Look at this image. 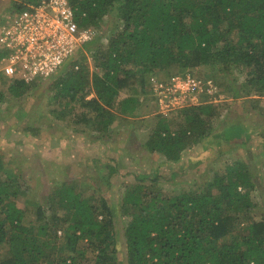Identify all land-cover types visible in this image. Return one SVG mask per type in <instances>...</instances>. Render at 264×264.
Here are the masks:
<instances>
[{
    "label": "trees",
    "instance_id": "trees-1",
    "mask_svg": "<svg viewBox=\"0 0 264 264\" xmlns=\"http://www.w3.org/2000/svg\"><path fill=\"white\" fill-rule=\"evenodd\" d=\"M12 2L13 10L21 11L38 0ZM69 3L78 26L95 29L97 36L49 78L25 84L0 74V82L7 83L0 97L33 102L38 98L34 91L46 89L51 92L47 104L54 108L49 114L59 120L69 118L66 122L72 130L75 125L90 124L93 133H100L95 140L102 141L117 118L114 110L132 116L142 103L137 94L116 103L120 92L135 87H140L142 93L150 90L149 78L165 81L174 76L195 77L191 70L208 66L223 76L234 71L240 78L241 70L246 68L248 92L264 94V0ZM203 78L217 86L216 96L223 91L215 77ZM243 94L241 86L232 89L233 98L248 97L250 93ZM150 96L157 110L156 99ZM29 101L25 109L6 119L4 133L40 137L39 127L22 124L32 105ZM219 108L203 96L199 104L172 110L167 118L157 113L144 144L146 152L159 154L168 166L178 163L185 150L211 136ZM214 136L246 150L251 149L254 139L264 144V132L249 134L235 122ZM5 168L0 156V172ZM262 171L264 180V163ZM260 172L253 161L236 160L210 181L170 196L156 188L173 180L174 170L162 174L153 166L150 173L133 174L118 210L95 195L97 203H89L83 193L77 192L76 180H64L53 190L58 193L57 201L49 199L52 213L47 215L38 205L31 215L33 220L26 223L23 217L29 208H18L17 201L26 200L30 194L29 182L20 175H0V264H81L76 258L83 257L86 249L93 254L92 264H264V189ZM255 192L258 204L251 200ZM258 205L263 215L250 221L247 214ZM59 229L66 231L63 240L57 236Z\"/></svg>",
    "mask_w": 264,
    "mask_h": 264
},
{
    "label": "rangeland",
    "instance_id": "rangeland-1",
    "mask_svg": "<svg viewBox=\"0 0 264 264\" xmlns=\"http://www.w3.org/2000/svg\"><path fill=\"white\" fill-rule=\"evenodd\" d=\"M12 4V0H0V18L13 10ZM107 20L108 17L103 21ZM102 42L106 44V39ZM237 67L240 70L243 68L242 66ZM191 71L198 78H203L205 75L215 77L223 85L220 89L223 91L211 100L213 104L220 106L219 118L212 122L209 132L211 136L204 137L194 147L185 150L181 154L180 161L170 166L165 164L162 156L156 153L148 154L144 148L159 114L158 106L157 110H154L148 89L143 93L139 91L140 87L120 92L116 103L130 94H137L142 103L132 116H122L123 114L118 110L113 109L117 118L106 132L108 137L103 136L102 141L95 140L100 133H93L90 124H78L75 125V130H72L66 122L69 118L59 120L55 115L49 114L54 108L47 104L51 92L46 89L42 92L36 89L35 98H38L33 102L26 98L12 100L6 95L0 97V156L4 158L6 166L0 175H9L12 178L20 175L23 180L29 182L31 192L25 197L29 202L17 201L18 208H29L23 217V222L33 220L31 215L38 205L46 211L47 215H50L52 211L48 209L49 199L57 201L58 193H53L55 185L71 179L78 182L77 192L83 193V198L89 203H97L95 196L103 197L108 203L115 205L118 210L121 195L126 185L132 181L133 174L150 173L153 166L157 167L159 173L162 174H168L170 169L174 170L173 180L166 181L156 188L170 196L190 191L198 184L210 181L216 173L224 171L227 165L236 160L254 162L255 167L261 171L259 173L260 183L261 189H264L262 179L264 144L261 140L254 139L251 142V149L246 150L239 147L237 143H229L219 136H214L228 129L233 122L239 123L249 134L252 131L264 132V94L255 96L248 92L244 79L248 73L246 68L241 70L243 76L240 75V78L234 71L223 76L210 66L199 67ZM233 79H236L237 83H232ZM242 84H245V87H242ZM240 86L243 95L250 93L249 96L233 98L232 89ZM6 89L7 83L0 82V94ZM28 101L32 105L28 108L27 117L22 124H27L32 128L39 127L40 137L33 139L23 133L13 131H10L9 135L4 133L3 124L6 119L16 111L25 109ZM169 114L166 113L162 117L167 118ZM122 117L127 120H121ZM24 158L26 161H23ZM257 194L252 193L251 200L258 204ZM262 215L263 210L258 205L248 212L247 218L250 221H256ZM123 220L127 222L126 218ZM65 232L64 229L57 231L60 240L64 239ZM84 252L83 257L79 255L76 258L77 262L92 264V252L87 249Z\"/></svg>",
    "mask_w": 264,
    "mask_h": 264
},
{
    "label": "built area",
    "instance_id": "built-area-1",
    "mask_svg": "<svg viewBox=\"0 0 264 264\" xmlns=\"http://www.w3.org/2000/svg\"><path fill=\"white\" fill-rule=\"evenodd\" d=\"M96 36L95 29L78 26L69 0H38L12 10L0 18V74L25 84L49 78ZM149 83L161 115L197 105L203 96L212 100L219 91L212 80L190 75L165 81L153 77Z\"/></svg>",
    "mask_w": 264,
    "mask_h": 264
},
{
    "label": "clouds",
    "instance_id": "clouds-1",
    "mask_svg": "<svg viewBox=\"0 0 264 264\" xmlns=\"http://www.w3.org/2000/svg\"><path fill=\"white\" fill-rule=\"evenodd\" d=\"M204 79V78H203ZM211 80V79H210Z\"/></svg>",
    "mask_w": 264,
    "mask_h": 264
}]
</instances>
